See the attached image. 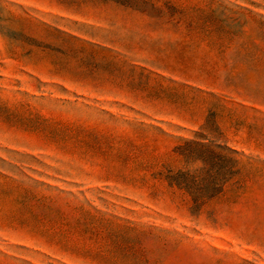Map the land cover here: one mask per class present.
I'll return each instance as SVG.
<instances>
[{
  "label": "rangeland",
  "instance_id": "obj_1",
  "mask_svg": "<svg viewBox=\"0 0 264 264\" xmlns=\"http://www.w3.org/2000/svg\"><path fill=\"white\" fill-rule=\"evenodd\" d=\"M0 264H264V0H0Z\"/></svg>",
  "mask_w": 264,
  "mask_h": 264
},
{
  "label": "trees",
  "instance_id": "obj_2",
  "mask_svg": "<svg viewBox=\"0 0 264 264\" xmlns=\"http://www.w3.org/2000/svg\"><path fill=\"white\" fill-rule=\"evenodd\" d=\"M201 147L205 148V152H206V159L204 161V164L205 165H208V161L211 159V157L209 156L210 155V152L208 150V146H204V145H200ZM215 149L218 150L217 154H216V162H218L219 166L216 170V174H213L212 176L209 175V172L210 170H206V174H207V177L210 178L212 177L213 179V183L214 186L218 187L217 191H216V194H219L223 191L225 185L227 184V182L229 181L230 179V176H233L235 173L238 174V170H236V172H233L232 174H230L229 172H231V170L235 167H238V161L234 160L231 156L232 155H235L236 153L233 152V151H230V150H227L223 147H220V146H215ZM230 156V157H229ZM230 163V166L227 167L226 164H229ZM226 167V168H225ZM230 175V176H229ZM209 183V184H211ZM175 185L179 188L181 187V189L185 190V192L188 193V191H186V188L185 186L187 185V183H185L184 181L182 182H178V183H175ZM211 197H208L206 198V200L210 199ZM199 200L200 199H197V198H192L191 197V203H192V207L194 209H196V211H200L201 209V206L204 204V202H200L199 203ZM205 200V199H204Z\"/></svg>",
  "mask_w": 264,
  "mask_h": 264
}]
</instances>
